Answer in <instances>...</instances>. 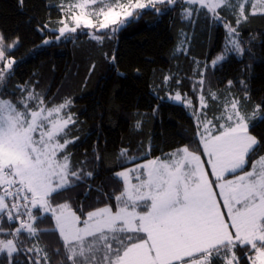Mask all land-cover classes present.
<instances>
[{"label": "snow or ice", "instance_id": "1", "mask_svg": "<svg viewBox=\"0 0 264 264\" xmlns=\"http://www.w3.org/2000/svg\"><path fill=\"white\" fill-rule=\"evenodd\" d=\"M157 2L177 0H68L61 7L65 15L58 21V33L95 30L92 38L102 41L106 30L117 31L116 26L122 27L137 10L158 12ZM183 2L216 19L218 9L233 7L230 0ZM249 2L238 0L237 25L247 19L244 4ZM257 7L264 11V0L251 3L252 9ZM185 15L193 11L185 9ZM225 26L231 45L226 51L242 53L240 41L232 38L239 35L237 29ZM5 39L0 34V81L11 75V52L18 44H6ZM224 58L218 56L213 65ZM208 96L218 99L212 92ZM174 99L182 97L177 93ZM69 104L66 100L49 106L32 91L16 102L0 98V253H18L22 234L31 238L47 232L38 229L36 221L50 215L70 264H240L237 248L244 250L247 264H264V156L253 159L259 141L250 135L237 98L225 97L212 120L194 110L197 151L182 146L143 162L122 150L125 163L135 167L115 173L123 185L110 197L115 204L87 212L67 201L55 202L56 196L82 182V169L67 151L73 142L68 139L69 125L75 123L65 112ZM207 107L201 95L199 109ZM228 174L232 178H226ZM33 251L40 250H25ZM30 261L40 264L39 259Z\"/></svg>", "mask_w": 264, "mask_h": 264}, {"label": "trees", "instance_id": "2", "mask_svg": "<svg viewBox=\"0 0 264 264\" xmlns=\"http://www.w3.org/2000/svg\"><path fill=\"white\" fill-rule=\"evenodd\" d=\"M67 3L0 0V34L6 44L18 40L11 75L0 81V96L16 102L32 91L49 106L70 101L67 112L75 123L69 125L73 142L67 151L82 169V182L56 196V203L67 201L85 212L114 205L110 197L123 187L115 173L134 166L125 163L122 150L140 161L163 158L182 146L197 150L196 116L184 103L198 105L201 95L209 120L219 115L225 97L237 98L249 132L259 141L253 159L264 156V11L254 12L246 3L247 19L237 25L238 0L217 10L220 19L204 9L185 18L183 1L157 2L158 12L138 10L100 41L87 29L59 36L61 7ZM225 25L237 29L242 53L226 51L231 45ZM220 55L224 60L213 65ZM209 92L218 99H210ZM177 93L184 102L174 101ZM36 227L48 231L31 238L22 234L20 251L11 257L0 253V264H31L30 258L70 264L51 216L38 219ZM236 255L247 264L244 250L237 248Z\"/></svg>", "mask_w": 264, "mask_h": 264}, {"label": "rangeland", "instance_id": "3", "mask_svg": "<svg viewBox=\"0 0 264 264\" xmlns=\"http://www.w3.org/2000/svg\"><path fill=\"white\" fill-rule=\"evenodd\" d=\"M178 1H183V0H178ZM145 2H147V0H145ZM255 2V0H250V3H254ZM246 4V3H245ZM244 4V5H245ZM196 7L197 6H195V5H193V6H187V8L186 9H190V10H192L193 12H195L196 13V11H195V9H196ZM201 10V9H200ZM254 12H258V11H262L259 7H257L256 9H252ZM138 11V10H137ZM184 17L185 18H189V16H186L185 15V10H184ZM134 15H135V12H134ZM131 18V17H130ZM130 18H128V20L130 19ZM123 19V18H122ZM127 20V21H128ZM117 28L119 27V25H117L116 26ZM88 30V32L89 33H91V34H96L95 33V30H89V29H87ZM106 32H107V34H113L114 32H110V31H107L106 30ZM106 34V35H107ZM232 38H236L235 36L234 37H232ZM229 39H230V37H229ZM205 67V66H204ZM174 97L175 96H173L172 98L174 99ZM0 98H6V99H9V98H7V97H4V96H0ZM10 100V99H9ZM174 101H176L175 99H174ZM181 101H182V99H181ZM181 101H176V102H181ZM189 101H191V100H189ZM182 102H184V101H182ZM187 102H188V100H185V103L184 104H186V105H188L187 104ZM63 103V102H62ZM58 104H61V103H53V105H58ZM190 107V106H189ZM191 110L194 112V110H198L197 111V114H199V112H203L204 113V109H202V110H200L199 109V104L198 105H194L193 103H192V101H191ZM69 108H67L66 110H65V112H67V110H68ZM212 120V119H211ZM250 133V132H249ZM250 135H252V136H254L253 134H251L250 133ZM255 137V136H254ZM257 139V138H256ZM191 151H197V150H191ZM173 152V151H172ZM171 153V152H170ZM199 154V153H198ZM201 158H202V160H206L207 158L204 156V155H201ZM149 159H155V158H149ZM143 162H146V160H144ZM131 167H135V165L134 166H130V167H128V168H131ZM205 168L206 169H209V179L210 180H213L214 179V177L212 176V174H211V172H210V166L207 164V163H205ZM123 170H125V169H123ZM122 170V171H123ZM229 176V177H228ZM228 176L226 177V178H232V176L230 175V174H228ZM218 199H219V197H218ZM101 207H103V206H101ZM221 210L222 211H226V209L224 208V206H223V204H221ZM226 219H227V217H226Z\"/></svg>", "mask_w": 264, "mask_h": 264}]
</instances>
